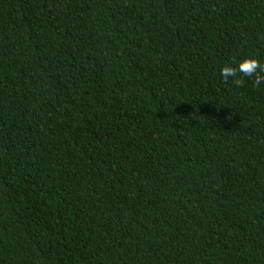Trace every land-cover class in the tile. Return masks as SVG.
I'll return each mask as SVG.
<instances>
[{
    "label": "trees",
    "instance_id": "trees-1",
    "mask_svg": "<svg viewBox=\"0 0 264 264\" xmlns=\"http://www.w3.org/2000/svg\"><path fill=\"white\" fill-rule=\"evenodd\" d=\"M246 58L264 0H0V264H264Z\"/></svg>",
    "mask_w": 264,
    "mask_h": 264
},
{
    "label": "clouds",
    "instance_id": "clouds-1",
    "mask_svg": "<svg viewBox=\"0 0 264 264\" xmlns=\"http://www.w3.org/2000/svg\"><path fill=\"white\" fill-rule=\"evenodd\" d=\"M239 70L246 76H254V83L259 85L264 82V66H261L258 61L254 58H246L240 61L237 65V69L232 68L231 66L225 65L220 69V76L227 80L229 77H235L236 71ZM237 86L241 83L240 80L236 79L233 81Z\"/></svg>",
    "mask_w": 264,
    "mask_h": 264
}]
</instances>
